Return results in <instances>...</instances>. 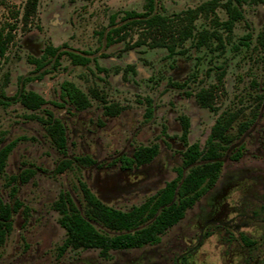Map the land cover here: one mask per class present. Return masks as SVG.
<instances>
[{
    "label": "rangeland",
    "instance_id": "obj_1",
    "mask_svg": "<svg viewBox=\"0 0 264 264\" xmlns=\"http://www.w3.org/2000/svg\"><path fill=\"white\" fill-rule=\"evenodd\" d=\"M206 1L155 0V7L173 16ZM28 2L0 0V28L11 37L0 57V151L13 145L0 172V198L23 204L0 243V264H183L182 257L187 264H264V0L242 4L244 19L224 49H214L216 40L200 49L189 40L185 53L174 55L165 48L136 46L139 29L127 31L122 41L106 40L114 25L126 22V12H143L146 0H38L35 9ZM217 13L228 19L223 7ZM196 24L214 28L202 18ZM49 44L86 55L91 62L73 65L63 55L61 65H48L49 73L40 79L29 57H40ZM65 81L87 93L92 106L82 112L55 106L53 102H62ZM213 86L216 111L201 107L195 97ZM22 89L43 96L49 102L44 108L62 120L68 139L64 152L53 145L41 122L43 110L29 111L19 103ZM93 90L106 103L122 106V113L107 117ZM228 111L240 112V117L230 132L220 179L159 244L116 251L109 260L99 250L58 257L65 230L53 203L61 192H69L84 215L83 185L108 206L128 211L176 178L187 144L203 147L218 116ZM185 120L187 141L182 137ZM153 144L159 145V154L150 164L123 170L117 162L139 146ZM240 148L242 156L235 161L231 156ZM26 169L35 174L27 184L18 183L12 198L8 177ZM241 234L255 244L246 245Z\"/></svg>",
    "mask_w": 264,
    "mask_h": 264
},
{
    "label": "trees",
    "instance_id": "obj_2",
    "mask_svg": "<svg viewBox=\"0 0 264 264\" xmlns=\"http://www.w3.org/2000/svg\"><path fill=\"white\" fill-rule=\"evenodd\" d=\"M246 0H208L196 8L188 9L173 16L162 15L156 11L155 0H146L143 12L128 11L125 14L126 22L121 26L111 28L106 36L109 44L122 41L127 31L139 29V40L136 46L147 44L151 48H165L169 55L185 53V43L191 40L198 49L209 47L212 41H217L215 50L225 48V40L231 41L233 29L237 22L244 19L241 6ZM259 3L261 0H251ZM38 0H29L27 7L35 9ZM223 7L228 14L227 20H221L217 10ZM28 13L26 14L28 16ZM209 21L213 30L198 29L197 20ZM219 28L227 34L224 38ZM12 29V28H11ZM126 31V32H124ZM0 28V57L6 53L11 41L10 32L5 33ZM249 37V36H248ZM262 43L264 37L260 36ZM67 55L73 65L87 66L91 59L83 54L72 51H62L60 47L47 45L40 57L31 56L29 61L40 72L38 78L49 73L46 67L50 64L54 68L61 65V57ZM224 73L220 74L222 82ZM181 87V85H179ZM215 86L202 88L195 95L198 104L203 108L216 111ZM62 102H53L60 108L68 106L77 112L87 110L92 106L90 96L82 91L73 82L65 81L61 84ZM92 97L104 103V114L107 117H117L123 107L118 104H108L95 90ZM21 103L29 111L43 110L41 122L46 128L53 145L64 152L67 148V131L62 120L55 116L44 106L49 102L34 91L22 89L17 95ZM240 117V112H223L218 116L203 147L200 144H187L183 155V164L177 168V176L167 182L154 195L147 198L142 204L132 207L128 211L108 206L100 200L86 185L82 186L83 198L86 203L85 215L81 212L69 192L63 191L53 203V209L60 215L59 224L65 230V239L58 246V257H63L69 251L99 250L100 257L110 259L115 251L143 249L155 246L162 241L164 235L183 220L187 212L192 209L202 197L215 188L221 177L224 158L229 150L230 132ZM183 139L187 141L189 122L183 123ZM13 145L0 151V172H4L8 156ZM243 148L231 157L238 161L242 156ZM159 154V145L139 146L133 156L121 157L123 170H132L151 163ZM82 162L93 165L96 162L90 158H81ZM35 172L26 169L19 175L9 176L11 197L17 193L18 183L27 184ZM18 200L13 205L3 202L0 198V243L4 242L6 235L12 230V216L22 208ZM102 224L104 230L96 228L89 220ZM209 235V234H208ZM241 240L252 247L255 242L246 235H240ZM183 264H187V257H182Z\"/></svg>",
    "mask_w": 264,
    "mask_h": 264
},
{
    "label": "flooded vegetation",
    "instance_id": "obj_3",
    "mask_svg": "<svg viewBox=\"0 0 264 264\" xmlns=\"http://www.w3.org/2000/svg\"><path fill=\"white\" fill-rule=\"evenodd\" d=\"M134 154V153H133ZM133 156V155H132ZM150 164V163H149ZM145 165H147V164H145ZM144 166V165H143ZM176 226V225H175ZM130 250H132V249H130ZM126 251V250H125ZM116 252V251H115ZM102 258V257H101ZM102 259H104V258H102ZM104 260H109V259H104Z\"/></svg>",
    "mask_w": 264,
    "mask_h": 264
}]
</instances>
